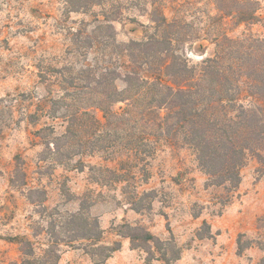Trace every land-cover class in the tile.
Wrapping results in <instances>:
<instances>
[{
    "label": "rangeland",
    "instance_id": "rangeland-1",
    "mask_svg": "<svg viewBox=\"0 0 264 264\" xmlns=\"http://www.w3.org/2000/svg\"><path fill=\"white\" fill-rule=\"evenodd\" d=\"M153 8L168 20L178 15L193 23L197 35L186 50L192 63L213 52L205 40L216 14L210 0H0V264H264V176L255 156H247L237 190L228 193L206 185L186 146L159 140L145 175L126 162L125 180L115 181L104 168L119 172L126 149L75 155L76 145L62 159L43 144L68 126V119L46 115L50 99L72 78L104 87L97 83L104 68L122 66L120 45L153 33ZM107 19L117 43L106 38ZM224 28L229 36L249 31L264 39V0L254 24ZM81 207L84 220L74 224L71 216ZM93 219L99 240H74ZM146 232L155 240L146 242Z\"/></svg>",
    "mask_w": 264,
    "mask_h": 264
},
{
    "label": "trees",
    "instance_id": "trees-1",
    "mask_svg": "<svg viewBox=\"0 0 264 264\" xmlns=\"http://www.w3.org/2000/svg\"><path fill=\"white\" fill-rule=\"evenodd\" d=\"M260 1L210 0L216 14L209 17L205 40L214 48L198 63H192L186 53L194 42L192 37L197 35L193 23H185L178 15L168 20L163 12L153 8V33L141 41L120 45L118 59L122 66L116 72L104 68L97 80L104 87L80 86L72 78L69 88L58 90L61 92L50 99L52 105L46 115L66 118L68 126L59 136H53L52 131L50 140L43 144L62 159L71 158L76 145L79 150L75 155L89 149L109 155L116 154L118 147L126 149L127 160L118 162L119 172L104 168L115 181L125 180L120 170L126 162L133 167L140 165L139 170L145 175L147 157L151 158L159 140L191 149L207 176L208 187L235 192L248 155L257 158L261 164L258 172L264 176V39L249 31L229 36L224 28L229 22L234 28L254 24ZM104 22L107 40L117 43L111 20ZM117 82L121 84L118 86ZM117 104L122 106L115 109ZM30 117L37 118L35 114ZM86 121L92 124L90 130ZM95 134L97 140L92 144ZM116 139L121 142L116 144ZM140 146L150 148L141 154ZM83 210L81 207L72 214L71 222L84 220ZM85 226L86 234L77 235L74 240H99L97 219L86 221ZM203 226L209 227L206 222ZM145 238L146 242L155 240L147 232ZM17 239L29 246L28 240ZM171 241L173 236L168 242ZM21 251L33 254L31 248ZM179 255L176 250L173 260Z\"/></svg>",
    "mask_w": 264,
    "mask_h": 264
}]
</instances>
